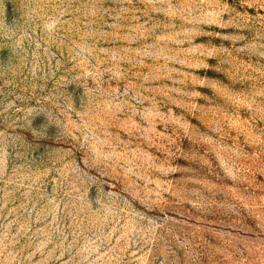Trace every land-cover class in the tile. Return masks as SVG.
Here are the masks:
<instances>
[{
	"label": "rangeland",
	"instance_id": "rangeland-1",
	"mask_svg": "<svg viewBox=\"0 0 264 264\" xmlns=\"http://www.w3.org/2000/svg\"><path fill=\"white\" fill-rule=\"evenodd\" d=\"M0 264H264V0H0Z\"/></svg>",
	"mask_w": 264,
	"mask_h": 264
},
{
	"label": "clouds",
	"instance_id": "clouds-1",
	"mask_svg": "<svg viewBox=\"0 0 264 264\" xmlns=\"http://www.w3.org/2000/svg\"><path fill=\"white\" fill-rule=\"evenodd\" d=\"M54 23H55V22H52V23L46 24L45 27H46V28H51V27L54 26Z\"/></svg>",
	"mask_w": 264,
	"mask_h": 264
}]
</instances>
